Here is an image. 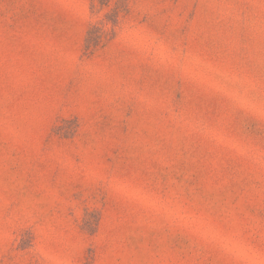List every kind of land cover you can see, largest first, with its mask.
I'll return each mask as SVG.
<instances>
[{
	"label": "rangeland",
	"instance_id": "obj_1",
	"mask_svg": "<svg viewBox=\"0 0 264 264\" xmlns=\"http://www.w3.org/2000/svg\"><path fill=\"white\" fill-rule=\"evenodd\" d=\"M0 264H264V0H0Z\"/></svg>",
	"mask_w": 264,
	"mask_h": 264
}]
</instances>
